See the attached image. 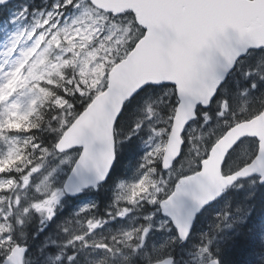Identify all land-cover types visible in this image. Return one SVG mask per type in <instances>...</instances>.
<instances>
[{"label": "rangeland", "instance_id": "rangeland-1", "mask_svg": "<svg viewBox=\"0 0 264 264\" xmlns=\"http://www.w3.org/2000/svg\"><path fill=\"white\" fill-rule=\"evenodd\" d=\"M8 6L9 17L0 20V245L4 246L0 252L8 245L27 242L26 264H135L136 258L146 264L172 255L175 264H206L214 257L212 249L222 247L232 236L235 227L229 213L240 207L228 211L225 205L220 219L192 236L197 242L181 248L160 202L183 173L200 166L226 122L205 130L189 126L183 159L163 171L159 164L172 122L157 114L153 101L147 102L137 123L147 126L139 162L116 181L107 215L88 214L96 205L94 195L88 192L72 202L63 189L81 149L59 153L18 129L40 104H65L59 95L49 100L47 87L58 75L64 79L65 68L71 69V77L65 80L78 92L95 96L103 91L108 72L129 53L140 28L135 17L114 16L88 0H19ZM247 105L243 101L242 114ZM257 150L258 146L246 158L252 160ZM249 182L254 188L255 180ZM66 203L68 214L63 212ZM246 215L245 210L240 218ZM51 222L54 226L68 223L61 226L64 240L45 233L40 236ZM261 227L264 243V222ZM7 255H0V263ZM255 260L264 264V253Z\"/></svg>", "mask_w": 264, "mask_h": 264}, {"label": "water", "instance_id": "water-1", "mask_svg": "<svg viewBox=\"0 0 264 264\" xmlns=\"http://www.w3.org/2000/svg\"><path fill=\"white\" fill-rule=\"evenodd\" d=\"M15 0H0V7ZM117 16L132 11L143 36L108 72L107 87L64 131L56 150L81 148L63 189L72 198L98 189L116 160V123L125 104L145 87L173 85L178 104L161 160L169 171L180 158L184 133L209 108L237 62L251 50L264 48V0H89ZM246 138L258 141L255 157L240 169L223 173L229 153ZM234 177V178H233ZM258 177L264 184V109L229 127L212 145L198 171L181 177L160 202L163 216L175 228L180 245L193 231L198 215L221 199L240 180ZM27 247L15 245L2 262L24 264ZM167 256L146 264H175ZM212 258L206 264H214Z\"/></svg>", "mask_w": 264, "mask_h": 264}, {"label": "trees", "instance_id": "trees-1", "mask_svg": "<svg viewBox=\"0 0 264 264\" xmlns=\"http://www.w3.org/2000/svg\"><path fill=\"white\" fill-rule=\"evenodd\" d=\"M124 15L134 17V13L130 11L125 12ZM8 17L9 6L1 7L0 20H5ZM139 28L141 33L138 38L144 33V30L140 26ZM261 58H264V49L252 50L248 55L240 59L234 71L220 87L211 106L206 109L199 107L197 118L190 126H196L199 129L205 130L208 126H211V128L213 126L217 127V124L226 122V125H223L218 132L216 137L218 139L236 122L250 119L259 114L264 109V60L261 61ZM248 71L251 74L245 76V73ZM64 72L66 74L64 79H60L61 75H58V78H55V82L47 83V87L51 93L49 100H51L53 95H59L64 97L65 104H54L51 101L40 104L35 112L29 116V119L24 120L22 127L18 129L20 134L29 135L28 137L34 139L35 142L50 146L51 148L55 147L66 128L89 105L94 97V95L78 92L69 80H65L67 76L71 77L70 68H65ZM249 93L251 98L248 95ZM244 96L246 97L245 99H243ZM245 100H247L248 104L247 112L242 114L239 110H241L243 101ZM151 101L154 103V109L157 111V114L168 116L172 122V117L178 104L176 90L172 85L147 86L125 104L115 127L116 160L110 175L107 181L100 185L97 190H92V192L85 191L83 193L85 195L90 192L95 198L96 205L88 214L100 217L107 215V212L112 207L113 188L116 179L118 178V181L129 175V167L131 166L130 168H132L135 163L139 162L142 152L141 140L147 132V126H143V124L138 126L137 123L142 116L144 105ZM186 133L184 134L185 145L187 142ZM215 141L214 139L210 145ZM256 146H258V142L255 138L242 140L229 153L223 167V172L225 174L232 173L250 162L251 159L246 157L248 153L255 152ZM206 155L203 157H206ZM181 159H183V156H181L176 164ZM159 168H161L160 164ZM197 169L199 167L189 169L183 175L192 173ZM253 179L255 180L254 188L250 186L252 182H249ZM240 184L243 185L242 188H237ZM68 200L71 201L69 198ZM225 205L228 211H231L233 206L240 208L235 211L233 209L229 213L232 216L229 222L234 224V232L232 230V236L225 241V245L212 249L214 256L220 259L221 264H262V262L255 260L258 253H264L261 252L264 247L261 227L264 222V184H259L257 178L240 180L234 186L229 187L221 199L198 215L188 242L183 245L178 244V246L181 248L188 247L192 241L197 242L193 238V235L202 229H207L208 225L220 219L221 216L219 215L223 212ZM64 206L66 208L63 212L68 214L67 211L70 209V206L67 203ZM241 209H244V211ZM245 210L247 211V215L240 218L245 213ZM216 212H218V217L215 215ZM58 221L60 220H56L55 222ZM61 226L69 225L67 223L66 225L54 226V222H51L46 227V230L44 229L45 231L39 232L40 236L45 233V236L51 235L52 238L62 241L64 237L60 235L63 229ZM28 228L29 231L32 226ZM213 245L216 246V244ZM180 250L179 248L178 251ZM135 264L144 263L136 258Z\"/></svg>", "mask_w": 264, "mask_h": 264}, {"label": "clouds", "instance_id": "clouds-1", "mask_svg": "<svg viewBox=\"0 0 264 264\" xmlns=\"http://www.w3.org/2000/svg\"><path fill=\"white\" fill-rule=\"evenodd\" d=\"M98 71H101V70H98ZM100 81H97V83H99ZM12 245H8L7 248H5V251L4 252H0V255H7L8 252L10 251V248H11ZM0 247H4L3 245H0ZM4 264H7V262L5 261Z\"/></svg>", "mask_w": 264, "mask_h": 264}, {"label": "bare ground", "instance_id": "bare-ground-1", "mask_svg": "<svg viewBox=\"0 0 264 264\" xmlns=\"http://www.w3.org/2000/svg\"><path fill=\"white\" fill-rule=\"evenodd\" d=\"M137 141V140H136ZM123 174V173H122ZM118 179V178H117ZM117 179H116V181H117ZM115 182V181H114ZM113 185V184H112ZM112 187V186H111ZM111 191V190H110ZM108 203H110V202H108ZM110 205V204H109ZM250 209V208H249ZM264 213V212H263ZM255 235V234H254ZM256 237H257V235H256ZM257 241V240H256ZM257 244V243H256ZM258 246V245H257ZM256 246V247H257ZM256 249V248H255ZM255 249H254V251H255ZM253 259V258H252ZM255 262V261H254ZM255 264V263H254ZM258 264V263H257Z\"/></svg>", "mask_w": 264, "mask_h": 264}, {"label": "flooded vegetation", "instance_id": "flooded-vegetation-1", "mask_svg": "<svg viewBox=\"0 0 264 264\" xmlns=\"http://www.w3.org/2000/svg\"><path fill=\"white\" fill-rule=\"evenodd\" d=\"M80 200V199H79ZM20 243V242H19ZM20 244H26L28 246V250H30V245L27 244V242L20 243Z\"/></svg>", "mask_w": 264, "mask_h": 264}, {"label": "snow or ice", "instance_id": "snow-or-ice-1", "mask_svg": "<svg viewBox=\"0 0 264 264\" xmlns=\"http://www.w3.org/2000/svg\"><path fill=\"white\" fill-rule=\"evenodd\" d=\"M234 178V177H233ZM214 264H218V262H214Z\"/></svg>", "mask_w": 264, "mask_h": 264}]
</instances>
